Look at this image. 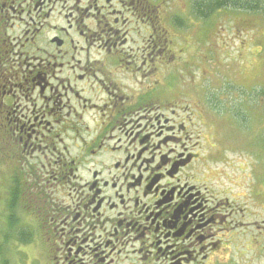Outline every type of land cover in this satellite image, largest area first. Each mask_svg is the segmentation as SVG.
<instances>
[{
	"label": "flooded vegetation",
	"instance_id": "flooded-vegetation-1",
	"mask_svg": "<svg viewBox=\"0 0 264 264\" xmlns=\"http://www.w3.org/2000/svg\"><path fill=\"white\" fill-rule=\"evenodd\" d=\"M201 4L0 0L3 230L42 264H232L264 230L261 153L232 136L248 99L202 65Z\"/></svg>",
	"mask_w": 264,
	"mask_h": 264
},
{
	"label": "rangeland",
	"instance_id": "rangeland-1",
	"mask_svg": "<svg viewBox=\"0 0 264 264\" xmlns=\"http://www.w3.org/2000/svg\"><path fill=\"white\" fill-rule=\"evenodd\" d=\"M209 18L211 20L201 24L199 53L202 65L209 66L216 75L218 80L216 91H219L221 82H225L224 87L231 86L241 91H246L245 88L250 89L252 86L256 89L257 84L264 83V14L226 7L212 12L206 19ZM207 30L210 37L204 34ZM205 56L207 58L204 60ZM211 82L213 83L212 79ZM204 85L205 83L202 84V89ZM210 91H213V88L207 90ZM246 96L256 98V95L251 93ZM226 97L235 98V95L232 93ZM257 108L255 101L248 102L246 127L242 131L233 132L232 136H237L238 140L245 142L242 156H245L248 162L252 160L250 156L252 151L257 155L261 153L260 164L264 169V105ZM230 155L233 158L235 156L233 153ZM214 161L217 162V159ZM2 177L3 172L0 170V258L8 259L10 264H42L37 257L36 249L30 246L28 239L21 237L17 239L16 233L2 230L6 213L5 210L2 213ZM10 220L8 218L6 224ZM259 225L264 227L262 222H259ZM246 235V239L249 240L248 250L233 251L232 264H264V230L250 229ZM251 240L254 241L252 251Z\"/></svg>",
	"mask_w": 264,
	"mask_h": 264
},
{
	"label": "trees",
	"instance_id": "trees-1",
	"mask_svg": "<svg viewBox=\"0 0 264 264\" xmlns=\"http://www.w3.org/2000/svg\"><path fill=\"white\" fill-rule=\"evenodd\" d=\"M210 0H204L201 3V11L203 12L204 3ZM216 10L225 8L226 6H231L234 8L244 7L245 9L253 13H263L264 14V0H215ZM262 95L264 98V88L262 89ZM2 264H9L7 260H4Z\"/></svg>",
	"mask_w": 264,
	"mask_h": 264
}]
</instances>
